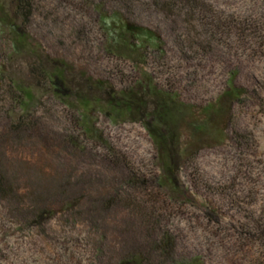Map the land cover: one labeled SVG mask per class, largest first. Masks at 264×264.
<instances>
[{
    "label": "rangeland",
    "instance_id": "1",
    "mask_svg": "<svg viewBox=\"0 0 264 264\" xmlns=\"http://www.w3.org/2000/svg\"><path fill=\"white\" fill-rule=\"evenodd\" d=\"M202 1L232 25L214 33L191 20L187 31L188 14L159 13L152 0H32L28 22L14 21L42 61H65L117 90L147 73L193 107L180 123L186 162L172 184L141 123L95 111L97 137L86 135L39 60L13 52L0 26V176L10 187L0 194V264H120L132 251L146 252V264H264L254 228L264 227V0ZM115 10L152 29L162 50H145L142 64L108 54L98 19ZM12 82L35 85L32 112L21 113ZM165 233L170 253L155 250Z\"/></svg>",
    "mask_w": 264,
    "mask_h": 264
},
{
    "label": "trees",
    "instance_id": "2",
    "mask_svg": "<svg viewBox=\"0 0 264 264\" xmlns=\"http://www.w3.org/2000/svg\"><path fill=\"white\" fill-rule=\"evenodd\" d=\"M7 5L0 2V26L7 29L12 43L13 52L21 51L24 54L31 53L38 59L37 72L44 81L52 95L57 96L60 102L80 112L79 126L86 135L96 136V129L90 113L98 111L103 113L110 121L139 122L159 150L162 158V172L164 181L174 182V175L182 163L180 123L193 114V107L178 100L177 95L152 83V78L143 73V78L134 87L114 89L109 83L85 77L81 71H76L71 64L65 61L49 64L48 56L41 53L37 46L33 45L26 33L19 32L14 22L20 24L28 22L32 12V0H6ZM159 13L173 14L176 11L188 14L184 27L188 31L196 29L191 20L199 21L203 25H210L214 33H222L232 25V20L218 12L210 4L202 0H152ZM179 14V13H178ZM196 18V19H194ZM99 28L102 30L106 43V51L116 59H132L133 62H144L142 53L145 50L159 52L162 50V41L158 35L146 26L134 25L124 19L118 11L100 12ZM200 23V24H201ZM191 26V27H190ZM191 30V29H190ZM41 61V62H40ZM16 90L21 92L22 98L16 102L21 113L32 112L35 101L32 87H22L18 82H12ZM40 85H36L38 91H42ZM61 89V90H59ZM231 90V91H230ZM236 91L228 88L226 94L236 96ZM20 98V99H19ZM207 109V107H206ZM209 111L212 109L208 107ZM188 160V159H187ZM127 175L134 182L136 173L127 171ZM161 185V183H159ZM7 186L0 176V194H8ZM261 221L254 228L257 230V240L264 247V227ZM155 250L164 253L172 252L174 242L169 234H161L154 239ZM127 252L123 254L120 264H146V252ZM179 264H203L199 256H192Z\"/></svg>",
    "mask_w": 264,
    "mask_h": 264
}]
</instances>
